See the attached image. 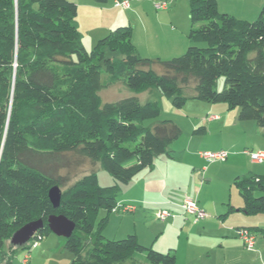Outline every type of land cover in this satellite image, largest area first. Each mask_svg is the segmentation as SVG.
<instances>
[{"label": "trees", "instance_id": "1", "mask_svg": "<svg viewBox=\"0 0 264 264\" xmlns=\"http://www.w3.org/2000/svg\"><path fill=\"white\" fill-rule=\"evenodd\" d=\"M187 1L189 45L182 55L161 60L137 53L128 25L87 51L77 5L69 0H0V264L42 241L52 215L75 226L65 239L70 264H138L140 254L146 264H174L170 252L145 247L133 234L118 240L102 235L119 189L156 158H173L169 148L181 135L170 120L143 124L160 114L158 102L139 101L143 91L157 90L177 109L188 99L225 104L238 110L240 121L255 122L264 138V4L247 21L220 12L216 0ZM102 67L106 86L122 82L136 95L101 104ZM203 132L198 127L193 134ZM85 163L90 171L66 186L71 170ZM98 164L113 185L98 184ZM233 186L241 211L264 214V175L236 177ZM53 187L61 191L56 209L49 199ZM100 211L107 215L98 220ZM38 220L43 225L28 243L11 245L17 230Z\"/></svg>", "mask_w": 264, "mask_h": 264}, {"label": "crops", "instance_id": "2", "mask_svg": "<svg viewBox=\"0 0 264 264\" xmlns=\"http://www.w3.org/2000/svg\"><path fill=\"white\" fill-rule=\"evenodd\" d=\"M155 1L160 0L130 1L128 8L112 14L111 7L93 0H72L77 5L79 31L80 10L87 15L83 32L91 35L92 44L115 26L130 25L132 43L141 57L169 60L186 51L188 29H177L168 23L167 20L172 22L174 9L169 10L167 3L166 10H157ZM216 2L220 12L243 20L256 16L264 4V0ZM102 17H107V22H98L105 19ZM191 112L194 118H190ZM177 113L169 117L181 130L169 148L173 158H156L151 168L119 189L117 209L108 214L107 222L112 217L118 221L119 231L113 239L133 234L145 247L162 254L170 252L174 264H263L264 214L241 211L242 199L233 186L236 177L264 175V162L254 164L246 153L264 152L260 129L253 121H240L238 110H229L222 103L188 99ZM198 127H203L204 132L196 136L193 131ZM219 150L228 153L223 162L208 163L199 156V152ZM185 198L195 201L208 216L195 221L181 208ZM124 206L133 210L123 212ZM160 212L170 214L166 221L157 220ZM106 215L104 211L102 217ZM240 228L255 235L252 251L246 250L237 237L236 230Z\"/></svg>", "mask_w": 264, "mask_h": 264}, {"label": "rangeland", "instance_id": "3", "mask_svg": "<svg viewBox=\"0 0 264 264\" xmlns=\"http://www.w3.org/2000/svg\"><path fill=\"white\" fill-rule=\"evenodd\" d=\"M72 2V0H69ZM74 1V0H73ZM76 1V0H75ZM161 2H167L169 4V10H173V16H172V22L167 20L168 23H172V25H175L177 29L181 27H186L189 30L190 27V22H189V3L187 0H160ZM75 3V2H73ZM100 6H109L113 9L112 14H114L116 11H122L124 9L117 7L114 3V0H107L106 3L104 4H99ZM220 7L223 8L222 2H220ZM115 11V12H114ZM222 11V10H220ZM86 14H84V10H80V21H81V29L80 33L82 35V43L84 48L87 51H90L94 45L97 43V41L93 42L95 44H92L91 42V35L86 33L84 35V30H85V25L88 23V19H85ZM258 14L254 17L249 16V19H245L247 21H254L257 18ZM252 17V18H251ZM105 18V19H103ZM107 17H102L98 22H107L108 19ZM240 19V18H238ZM103 27H107L106 24L102 25ZM119 26H127V25H119ZM110 29L109 32L116 27ZM130 26V25H128ZM131 27V26H130ZM132 28V27H131ZM187 30V31H188ZM107 32L105 36L109 33ZM104 36H102L103 38ZM187 38V34H186ZM101 39V38H99ZM100 81L103 84V88L99 92L101 104L105 103H112L115 101H118L123 98H127L130 96H135L136 94L132 93L129 91L126 86L122 82H117L113 85H107L108 81V75L105 72V69L102 67L101 68V76H100ZM223 78H220L217 81V86L216 90L221 91L223 87ZM141 103H145L147 101H156L158 102L160 106V114L157 118L155 119H150L146 120L143 122V124L147 127H151L154 123L162 120H171L172 117L171 115L179 114V109L173 107L172 103L170 100L164 98L157 90L155 89H150L147 91H143L136 95ZM192 114L189 115L190 118H194L195 116L193 115L194 112H191ZM181 114V113H180ZM174 117V116H173ZM90 164L85 163L84 165H81L77 169H74L73 171L71 170L70 174V181L66 184V186L70 185L73 183L77 178L81 177L82 175L88 173L90 171ZM94 171L96 172L97 175V181L98 184L102 187H109L114 184L113 178L102 169V167L98 164L97 166L94 167ZM61 174L67 175L68 172L62 171ZM236 193V192H235ZM104 211H100L98 215V220L102 218V213ZM105 217V216H103ZM98 227V221L95 224V228L93 232L97 231ZM118 221L112 217V220H109V223L107 226L102 231V235L107 238V239H113L118 233ZM126 237V236H125ZM118 238V239H123ZM116 239V240H118ZM247 250V249H246ZM250 251V250H248ZM166 254V253H164ZM27 257L26 263H23L24 257ZM72 260L71 254L65 249V238L59 237L54 235L53 233H49L42 241H39L34 245L30 251L28 252L27 250L24 249H19L18 251L15 252L14 257L12 259L11 264H70ZM138 264H146L145 261V256L140 254L137 258ZM260 264L261 261L259 262ZM263 264H264V244H263Z\"/></svg>", "mask_w": 264, "mask_h": 264}, {"label": "built area", "instance_id": "4", "mask_svg": "<svg viewBox=\"0 0 264 264\" xmlns=\"http://www.w3.org/2000/svg\"><path fill=\"white\" fill-rule=\"evenodd\" d=\"M130 1H142V0H114V3L117 7H120L122 9H126L129 7ZM154 7L157 10H166L168 8L167 2H161V1H155ZM250 156V160L254 164H261L264 162V152L263 151H247L246 152ZM228 153L224 150H219L216 152H208L203 151L199 152V156L204 159L208 163L220 161L223 162L226 160ZM182 210L193 216L195 221H202L204 220L208 214L200 208L197 203L189 198H185L184 201L181 204ZM133 210V207L131 206H124L122 208L123 212H131ZM170 216L167 212H160L156 214V218L159 221H166V219ZM236 235L239 238V240L242 242L245 249L252 251L254 249L255 245V235L251 233L249 230L245 228H240L236 230ZM36 241L31 243V248L36 245ZM27 257L25 256L23 259V263H26Z\"/></svg>", "mask_w": 264, "mask_h": 264}, {"label": "water", "instance_id": "5", "mask_svg": "<svg viewBox=\"0 0 264 264\" xmlns=\"http://www.w3.org/2000/svg\"><path fill=\"white\" fill-rule=\"evenodd\" d=\"M60 197L61 191L58 187L50 189L49 199L53 208L56 209L59 207ZM47 224L51 233L65 239L71 236L75 228L74 224L62 215H52L48 217ZM42 225L43 222L38 220L22 226L12 235L10 239L11 245L15 247H22L33 238L34 234L42 227Z\"/></svg>", "mask_w": 264, "mask_h": 264}]
</instances>
